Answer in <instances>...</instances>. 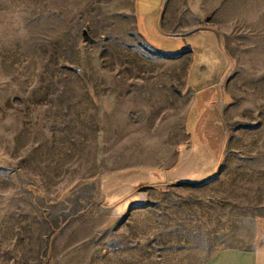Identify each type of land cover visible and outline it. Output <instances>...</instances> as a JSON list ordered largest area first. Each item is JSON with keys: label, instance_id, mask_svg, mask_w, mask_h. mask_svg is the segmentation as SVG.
Returning a JSON list of instances; mask_svg holds the SVG:
<instances>
[{"label": "rangeland", "instance_id": "374dc122", "mask_svg": "<svg viewBox=\"0 0 264 264\" xmlns=\"http://www.w3.org/2000/svg\"><path fill=\"white\" fill-rule=\"evenodd\" d=\"M185 7L223 35L243 126L241 151L229 157L242 175L156 202L148 193L113 232L129 243H94L98 185L83 183L93 169L70 150L74 117L90 109L67 68L88 62L89 44L41 40L42 0H0V264H200L223 244L250 245L264 214V0L167 2L178 17Z\"/></svg>", "mask_w": 264, "mask_h": 264}, {"label": "crops", "instance_id": "0c3cea01", "mask_svg": "<svg viewBox=\"0 0 264 264\" xmlns=\"http://www.w3.org/2000/svg\"><path fill=\"white\" fill-rule=\"evenodd\" d=\"M167 2L42 0L41 40L62 49L66 40H78V50L89 44L88 62L67 68L79 77L74 97L90 109L89 118L74 117L70 150L93 169L83 183L98 185L94 243H129L113 232L148 193L156 202L170 189L242 175L241 162L229 157L241 151L243 126L230 101L223 35L203 28L193 8L170 14ZM249 243L223 244L200 264H264V214Z\"/></svg>", "mask_w": 264, "mask_h": 264}, {"label": "water", "instance_id": "95a60500", "mask_svg": "<svg viewBox=\"0 0 264 264\" xmlns=\"http://www.w3.org/2000/svg\"><path fill=\"white\" fill-rule=\"evenodd\" d=\"M83 37H84L85 41L90 42V43H95V40L90 36L88 30L84 31Z\"/></svg>", "mask_w": 264, "mask_h": 264}]
</instances>
